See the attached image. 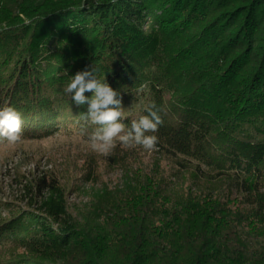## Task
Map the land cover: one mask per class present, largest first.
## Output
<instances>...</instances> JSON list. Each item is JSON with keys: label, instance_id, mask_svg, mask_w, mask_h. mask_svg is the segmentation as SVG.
I'll return each instance as SVG.
<instances>
[{"label": "trees", "instance_id": "trees-1", "mask_svg": "<svg viewBox=\"0 0 264 264\" xmlns=\"http://www.w3.org/2000/svg\"><path fill=\"white\" fill-rule=\"evenodd\" d=\"M0 25L17 74L0 79V109L16 108L24 131L98 127L64 92L94 67L122 107L161 109L156 148L191 166L190 184L137 161L99 184L96 203L32 241L42 264H264V0H0ZM123 111L126 129L147 114Z\"/></svg>", "mask_w": 264, "mask_h": 264}, {"label": "rangeland", "instance_id": "rangeland-1", "mask_svg": "<svg viewBox=\"0 0 264 264\" xmlns=\"http://www.w3.org/2000/svg\"><path fill=\"white\" fill-rule=\"evenodd\" d=\"M3 26L0 25V79L5 78L6 82L11 74L12 77L15 75L11 78L17 80V74L9 73L12 62L3 66L2 60L11 43L1 34ZM147 87L144 84L140 90L146 94ZM85 93L89 98L93 95ZM169 94L165 100L174 101L175 95ZM144 99L127 100L123 108L137 116L150 104ZM81 112L86 113V109ZM77 116L81 121V116ZM27 128L23 130L20 142H0V240L8 238L9 241L12 236L10 242L4 241L0 247V264H42L39 246L32 241L40 240L44 232L56 228L55 221L74 218L82 208L96 203L97 196H100L99 184L109 189L116 186L124 170L134 167L136 161L144 168L159 166L167 181L179 178L187 184L192 182L189 160L180 155L172 157L157 148L148 152L141 147L125 148L118 144L110 155L105 156L90 149L87 134L91 131L85 130L78 122H62L50 130ZM41 177L55 180L58 184L56 192L37 195L32 182ZM221 185L229 186L226 182Z\"/></svg>", "mask_w": 264, "mask_h": 264}, {"label": "clouds", "instance_id": "clouds-1", "mask_svg": "<svg viewBox=\"0 0 264 264\" xmlns=\"http://www.w3.org/2000/svg\"><path fill=\"white\" fill-rule=\"evenodd\" d=\"M6 29V25L3 26ZM66 94L77 106L87 105V112L81 118L98 125L87 134V145L94 152L110 155L119 144L125 148L141 147L145 151L155 150L159 138L158 132L164 120L161 109L152 103L145 107L146 115L131 121L130 127L121 121L125 119L119 93L106 80L98 79L96 69L78 71L64 88ZM91 92V98L85 96ZM23 138L22 114L12 106L0 109V142L15 144Z\"/></svg>", "mask_w": 264, "mask_h": 264}]
</instances>
